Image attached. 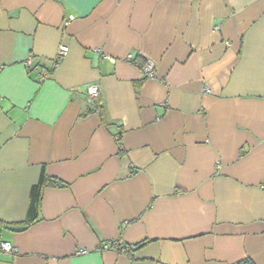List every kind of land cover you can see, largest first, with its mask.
Instances as JSON below:
<instances>
[{
  "label": "crops",
  "instance_id": "0c3cea01",
  "mask_svg": "<svg viewBox=\"0 0 264 264\" xmlns=\"http://www.w3.org/2000/svg\"><path fill=\"white\" fill-rule=\"evenodd\" d=\"M43 171L66 187L28 223ZM0 239V264H264V0H0Z\"/></svg>",
  "mask_w": 264,
  "mask_h": 264
},
{
  "label": "built area",
  "instance_id": "2783aa9c",
  "mask_svg": "<svg viewBox=\"0 0 264 264\" xmlns=\"http://www.w3.org/2000/svg\"><path fill=\"white\" fill-rule=\"evenodd\" d=\"M68 52V48L65 46H62L59 49L57 60L55 62H58V60L64 56H66ZM129 60L133 61L132 57H129ZM29 66H32V62H28ZM143 75L147 79H154L155 73H154V64L150 61L144 62L142 66L140 67ZM209 93V91H207ZM88 101L90 105H94L96 103V100L99 96V89L98 87H90L87 91ZM121 247L115 243L110 242L106 245H104L103 250H119ZM19 251L16 247H14L11 243L4 241L0 239V254L8 255V256H16L18 255ZM81 254H86L85 252H82Z\"/></svg>",
  "mask_w": 264,
  "mask_h": 264
},
{
  "label": "trees",
  "instance_id": "16d2710c",
  "mask_svg": "<svg viewBox=\"0 0 264 264\" xmlns=\"http://www.w3.org/2000/svg\"><path fill=\"white\" fill-rule=\"evenodd\" d=\"M46 187L64 188L66 187V184H64L63 182L59 181L56 178H52L48 176L45 171L42 172L39 183L36 186H34L31 190L30 205L27 216L28 223H32L37 219L40 210L42 191ZM145 244H146L145 242L141 243L140 245L137 246V248H141ZM241 264H252V263L249 261H245Z\"/></svg>",
  "mask_w": 264,
  "mask_h": 264
},
{
  "label": "water",
  "instance_id": "95a60500",
  "mask_svg": "<svg viewBox=\"0 0 264 264\" xmlns=\"http://www.w3.org/2000/svg\"><path fill=\"white\" fill-rule=\"evenodd\" d=\"M26 228L27 227H25V226H22V227H11V226H8V227H6V229L8 231H11V232H22V231L26 230Z\"/></svg>",
  "mask_w": 264,
  "mask_h": 264
}]
</instances>
